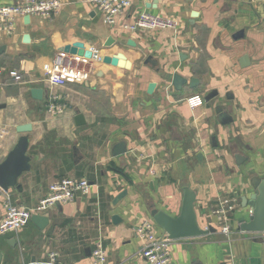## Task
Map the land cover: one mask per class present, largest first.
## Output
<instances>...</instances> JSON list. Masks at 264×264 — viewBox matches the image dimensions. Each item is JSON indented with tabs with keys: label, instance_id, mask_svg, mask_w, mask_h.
Listing matches in <instances>:
<instances>
[{
	"label": "crops",
	"instance_id": "obj_1",
	"mask_svg": "<svg viewBox=\"0 0 264 264\" xmlns=\"http://www.w3.org/2000/svg\"><path fill=\"white\" fill-rule=\"evenodd\" d=\"M60 1L49 16H18L8 27L0 23V126L8 128L0 161L21 135L28 138L30 157L18 187L0 188V217L5 195L30 207L61 178H86L90 188L50 207L43 229L30 220L0 235V264H47L52 251L63 264H91L98 239L105 264H149L136 226L151 219V207L177 215L184 186L195 192L201 226L213 230L171 240L175 264H264V232H243L237 223L249 209L240 207L243 189L264 173V0H131L112 25L89 0ZM141 11L176 18L179 26L122 28ZM75 42L92 50L87 77L51 85L47 70L62 52L66 59L79 56L62 49ZM117 53L124 58L116 65L100 58ZM243 54L249 57L245 67L239 63ZM175 72L188 82L196 78L198 85L176 90ZM32 87L43 90L42 99L31 95ZM213 89L218 98L187 104V97ZM53 96L64 105L56 114L46 110ZM216 103L232 122H218ZM78 112L82 124L75 123ZM25 123L31 129L18 132ZM118 142L126 152L113 155ZM122 189L126 194L113 203ZM221 199H232L236 208L229 213L227 235L211 211ZM113 215L119 217L115 223ZM156 234L166 235L159 227Z\"/></svg>",
	"mask_w": 264,
	"mask_h": 264
},
{
	"label": "built area",
	"instance_id": "obj_2",
	"mask_svg": "<svg viewBox=\"0 0 264 264\" xmlns=\"http://www.w3.org/2000/svg\"><path fill=\"white\" fill-rule=\"evenodd\" d=\"M102 13L103 21L107 24H114L115 18L125 8L131 5V0H89ZM62 6L60 0H24L18 3H5L0 5V23L4 27L11 26L16 17L24 15H43L49 16L57 12ZM122 28L126 30H157L172 29L176 30L179 20L176 18L152 14L147 11L139 12L133 19L123 22ZM63 54L58 55L50 69L47 70V80L51 85L63 86L69 82L80 81L88 75L87 65L90 57L83 55H73L66 59ZM94 55L93 57H95ZM92 57V56H91ZM0 68V75L2 74ZM9 74L15 79L20 80V75L15 70H10ZM201 95L187 97L186 102L190 107H195L203 103ZM64 105L53 96L48 102L46 110L48 113L56 114L63 110ZM8 133V128L0 126V144ZM90 183L86 178L70 179L61 178L53 181L49 185V192L42 197L35 205L26 207L15 205L10 202L9 197H3V215L0 217V235L9 231H15L26 225L33 214H45L46 211L56 205L70 201L78 193L86 194L89 191ZM236 210L232 199H221L212 207L211 211L217 219L220 231L223 234L231 232L228 223L229 213ZM157 225L152 219H144L136 226L137 237L141 241V255L149 264H175L171 255L170 239L156 234ZM47 264H63L58 260V254L54 251L48 254ZM106 250L101 239L95 241L91 249V264H105ZM224 264H232L227 262Z\"/></svg>",
	"mask_w": 264,
	"mask_h": 264
},
{
	"label": "water",
	"instance_id": "obj_3",
	"mask_svg": "<svg viewBox=\"0 0 264 264\" xmlns=\"http://www.w3.org/2000/svg\"><path fill=\"white\" fill-rule=\"evenodd\" d=\"M156 2L157 0H153ZM26 19L29 15H25ZM108 44L111 39H108ZM64 51L84 55L89 58L92 56V50L85 49L84 45L80 42H75L72 45H66L62 48ZM103 62L116 65L119 60H123L124 55L117 53L115 56L104 55L100 57ZM240 66L245 67L249 65V57L243 54L239 58ZM188 83L190 88L198 85L196 78H188L180 75L178 72L173 73L171 84L176 90H180L183 85ZM153 84H150L151 89ZM31 95L36 99H42L43 90L39 87H32L30 89ZM218 98L216 89L209 91L204 97L205 102ZM214 112L217 115V120L221 124L232 122V117L224 109V107L216 103L214 104ZM76 124L84 122L83 115L76 113L74 117ZM31 129L30 123H25L17 126L16 130L20 133L27 132ZM29 141L26 135H21L14 146L8 151L6 156L0 161V188L7 191L9 188H17L18 177L30 169V157L27 155ZM126 152L124 142H118L112 150L113 155H119ZM127 190L122 189L115 198L113 203L119 201L124 197ZM243 194L240 196L242 201L241 208H249L242 211L237 218L238 228L243 232H251L259 234L264 232V173L262 176H254L250 180V186L243 189ZM195 192L188 186L182 188V199L179 213L171 215L163 209H156L151 207L149 215L153 222L159 227L170 240L198 237L207 234L211 227H202L195 209ZM59 203H56L58 205ZM30 220L37 225L39 229H43L49 222V217L45 214H33ZM119 220L117 215L112 216V221L115 223ZM1 260V254H0Z\"/></svg>",
	"mask_w": 264,
	"mask_h": 264
}]
</instances>
